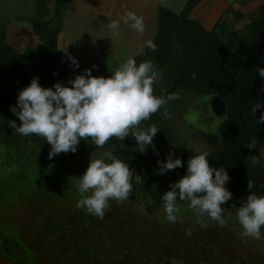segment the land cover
I'll list each match as a JSON object with an SVG mask.
<instances>
[{
  "label": "rangeland",
  "instance_id": "obj_1",
  "mask_svg": "<svg viewBox=\"0 0 264 264\" xmlns=\"http://www.w3.org/2000/svg\"><path fill=\"white\" fill-rule=\"evenodd\" d=\"M200 2L185 14L184 25L167 19L169 30L163 44L166 55H173L171 61L174 60L187 41L189 27L195 30L198 26L207 33L214 31L224 42L233 40L234 51L246 62L252 38L245 29V19L263 13L264 0H252L242 13L230 6L223 15V1H217V9L213 11L198 7ZM141 57L135 59L137 64L151 60L160 73L154 95L162 96L174 80V70L155 63L163 55L155 59ZM63 73L59 71L60 80ZM73 73L74 78L80 75ZM4 92L0 89V94ZM203 100L208 103L216 100L221 107L223 104L226 114L220 98ZM203 100L188 96L175 107L161 109V119L156 125L161 130L153 140L155 151L174 153L181 158L190 149L198 155L217 152L222 147V128L227 115L214 121L210 112L200 114L193 104L201 107ZM165 108L171 119L164 118ZM85 140L95 145L92 138ZM132 140L137 146L133 137ZM152 149L148 146L146 151ZM49 151L50 147L40 143L0 144V264H164L167 261L170 264H264V240L240 238L242 229L235 213L241 206L235 205L234 200L221 205L225 217H232L223 228L210 219L204 221L207 226H201L195 222L192 211L185 208L177 212L176 223H169L162 203L159 200L153 203L145 192H141L144 204L151 205L150 208L135 203L134 196L123 201L111 200L101 220L76 207L80 195L71 182L73 177L78 182L92 155L77 150L49 159ZM241 155L240 166L246 173L254 172L257 186L264 192V176L260 173L264 170V148L250 152L245 147ZM252 156L260 160L255 168L248 164ZM169 186L150 185L152 191L156 190L155 195L169 191ZM154 204L159 205L153 207ZM188 231L191 236L186 235ZM5 252H13L15 256L6 257Z\"/></svg>",
  "mask_w": 264,
  "mask_h": 264
},
{
  "label": "clouds",
  "instance_id": "obj_2",
  "mask_svg": "<svg viewBox=\"0 0 264 264\" xmlns=\"http://www.w3.org/2000/svg\"><path fill=\"white\" fill-rule=\"evenodd\" d=\"M121 23L141 35L145 32L144 19L134 12H127L121 20L107 24L113 36H120ZM145 47L156 50L152 41H146L140 51L143 52ZM69 59L74 69H78L76 58L69 56ZM256 72L264 78V68L257 67ZM91 73V69H85L67 81L70 86L57 82L51 88L40 86L39 78L33 77L29 85L18 92L16 104L10 108L20 125L9 121L8 126L24 137H42L50 145L49 159L60 153H75L80 141L87 138H92L95 145L102 148L112 137L123 141L131 135L141 153L148 146L155 150L153 140L161 129L155 124L147 128L139 126L168 102L179 99V93L154 95V84L161 77L151 60L137 64L134 58L129 57L107 78L93 77ZM260 108L261 104H257L251 111L256 116ZM163 116L171 119V113L166 108ZM256 123L264 124V112ZM256 143L253 138L248 149H255ZM173 156L174 153H170L165 161H157L160 175L184 166L180 158L174 159ZM208 156L209 153L202 152L190 158L186 174L170 184V190L161 197L167 222H177L181 206L177 203L179 198L186 202L196 217L195 222L201 226H207L204 223L206 219L221 228L228 226L232 217H225L221 205L232 199L233 194L226 187L230 177L224 167H210ZM248 164L255 168L260 160L252 156ZM132 178L129 165L113 152L92 154L88 167L76 184L80 195L76 207L102 220L111 200L129 199L133 191ZM254 187V182L248 181L247 190L251 194L236 209L235 218L242 229V240L251 238L261 241L264 240V196L252 193ZM186 235L191 236V231Z\"/></svg>",
  "mask_w": 264,
  "mask_h": 264
},
{
  "label": "trees",
  "instance_id": "obj_3",
  "mask_svg": "<svg viewBox=\"0 0 264 264\" xmlns=\"http://www.w3.org/2000/svg\"><path fill=\"white\" fill-rule=\"evenodd\" d=\"M198 1L189 0L180 15L161 10L158 31L153 41L156 50L152 51L148 48L142 57L155 59L163 55L164 57L156 59L155 63L167 65L174 70V80L162 96L179 93L180 98L168 102L165 106L175 107L188 96L197 99L217 97L223 101L227 118L222 128V147L217 152L209 153L208 162L210 167L226 169L230 177L226 187L233 194L229 202L234 200L235 205L242 206L244 200L251 194L247 190L248 181L254 182L255 187L252 193L264 196V192L257 186L254 172L246 173L240 166L241 153L245 147L248 148L253 138L257 141L255 148H264V124L256 123L261 112H264V78L256 72L257 67L264 68V12L257 18L245 19V29L252 38L246 62H243L241 55L234 51L233 40L224 42L214 31L207 33L196 24L195 30L189 27L191 31L186 34L188 38L183 49L176 53L174 60L171 61L173 55L170 52V55H166L163 46L167 40L166 32L169 30L167 19H172L173 23L182 22L184 25L185 14ZM40 27L42 32L38 33L41 34L43 45L36 50H29L24 55L15 53L3 41H0V80L2 82L0 89L5 90L0 94V144L4 142L40 143L50 147L42 137L36 135L24 137L10 128L9 121H15L17 126L20 125L10 108L15 106L18 92L27 87L33 77H38L40 86L44 88H51L57 82L70 86L67 85V81L74 79L72 70H65L62 80L56 70L55 49L60 28L57 26L53 31H47L45 23H41ZM257 104H261L262 108L257 109L255 116L251 110ZM160 111L153 114L149 120L142 121L140 128L157 125L161 119ZM130 138L131 135L120 141L112 137L103 147L126 144ZM99 148L86 140H81L77 146V150L85 151H96ZM248 150L252 152L254 149ZM157 152L152 149L151 153L154 155H147L146 164L147 179L157 185L177 182L186 174L187 161L197 155L192 150H188L181 158L174 155L173 158H180L184 166L160 175L157 161H165L168 155L160 152L156 155ZM260 173L264 176L263 169ZM165 264L170 262L167 261Z\"/></svg>",
  "mask_w": 264,
  "mask_h": 264
},
{
  "label": "crops",
  "instance_id": "obj_4",
  "mask_svg": "<svg viewBox=\"0 0 264 264\" xmlns=\"http://www.w3.org/2000/svg\"><path fill=\"white\" fill-rule=\"evenodd\" d=\"M188 1L0 0V41L15 53L24 55L43 45L38 33L42 32L41 23H45L47 31L58 26L57 72L72 70L81 74L83 70L91 69L93 77L107 78L129 57L137 59L144 55L148 48L145 47L143 52L140 48L146 41H154L161 10L180 15ZM217 1H223V15L230 6L233 11L242 13L252 0H201L198 7L213 11L217 9ZM127 12H134L144 19L143 35L123 23L119 37L113 36L107 28V24L121 20ZM69 56L76 58L78 69H74Z\"/></svg>",
  "mask_w": 264,
  "mask_h": 264
},
{
  "label": "flooded vegetation",
  "instance_id": "obj_5",
  "mask_svg": "<svg viewBox=\"0 0 264 264\" xmlns=\"http://www.w3.org/2000/svg\"><path fill=\"white\" fill-rule=\"evenodd\" d=\"M197 100H203V99H197ZM193 106L196 108V110L200 114L208 115V112H210L214 121L217 119H223V117L226 115L225 111L223 110V108L219 105V103L216 100L210 101L209 103L203 100L201 102V107H198L195 104H193ZM81 151L86 152L87 155H92V154L100 155L106 151L113 152V154L116 155L119 159L126 162L129 165L130 170L133 172V178H132L133 191L130 194V196L131 197L134 196L133 198H134L135 203H137L141 207H148V206L149 208L151 207V205L144 204V199H143L141 192L149 193L147 197H149L153 201V203H156V201L158 200L162 203L161 197L163 196L165 192L163 191L159 195H155L153 191H156V190L152 191V187H150L151 183L153 182L149 181L146 176L147 155H154V154L148 151H145L144 153H141L140 151H138V148L135 145V142L132 140V137L126 144H118V145H114L112 147H107V148L103 147V148H99L96 151H85V150H81ZM76 178L77 177H73V179H71L72 185L75 187H76V184L78 183ZM178 199L179 198H177V201ZM177 203L181 204L180 201ZM183 203L184 204H181L179 209L181 208L189 209L186 206V202H183ZM228 203L231 204V202H227V204ZM158 205H155L153 207H158ZM4 254L6 257H9L10 255L15 256L13 252L12 253L9 252L8 254L7 252H5L3 253V255ZM14 264H17V263L14 262Z\"/></svg>",
  "mask_w": 264,
  "mask_h": 264
},
{
  "label": "water",
  "instance_id": "obj_6",
  "mask_svg": "<svg viewBox=\"0 0 264 264\" xmlns=\"http://www.w3.org/2000/svg\"><path fill=\"white\" fill-rule=\"evenodd\" d=\"M222 105V107H223V104H221ZM223 110H224V107H223Z\"/></svg>",
  "mask_w": 264,
  "mask_h": 264
}]
</instances>
